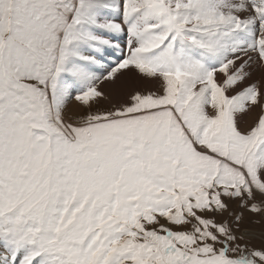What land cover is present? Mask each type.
I'll list each match as a JSON object with an SVG mask.
<instances>
[{"label":"snow or ice","instance_id":"obj_1","mask_svg":"<svg viewBox=\"0 0 264 264\" xmlns=\"http://www.w3.org/2000/svg\"><path fill=\"white\" fill-rule=\"evenodd\" d=\"M0 264H264V0H0Z\"/></svg>","mask_w":264,"mask_h":264}]
</instances>
